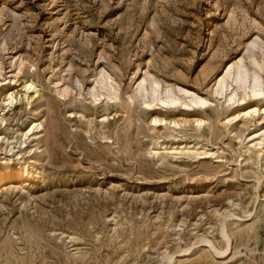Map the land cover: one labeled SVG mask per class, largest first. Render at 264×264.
<instances>
[{
  "label": "rangeland",
  "instance_id": "obj_1",
  "mask_svg": "<svg viewBox=\"0 0 264 264\" xmlns=\"http://www.w3.org/2000/svg\"><path fill=\"white\" fill-rule=\"evenodd\" d=\"M238 67L264 85V0H0V264H264Z\"/></svg>",
  "mask_w": 264,
  "mask_h": 264
},
{
  "label": "bare ground",
  "instance_id": "obj_2",
  "mask_svg": "<svg viewBox=\"0 0 264 264\" xmlns=\"http://www.w3.org/2000/svg\"><path fill=\"white\" fill-rule=\"evenodd\" d=\"M233 70H234V67H232V66H230L228 68L227 73H229V76L232 74V71ZM234 75H233L234 76V81L237 84L239 83V84H242L243 85L242 88L244 90V95H243V98L241 99L242 102L246 101L248 98H257V97H260V96H264V85L261 82L260 78L256 74L253 75L252 83L249 86H248V73H246V71L243 70L241 67H238L237 68V71H235ZM226 87L227 86H226V80H225V78L220 79V81L218 82V88H220L224 92V90L226 89ZM28 89L29 90H34L35 92H37L35 85H33L32 83H29L28 84ZM226 91H227V89H226ZM153 93L155 94L153 96V98H152L154 103L155 102H160V103H162V105H168V106H171L172 104H176L177 103V99L174 98L173 95L170 96V95H167L168 94L167 93L165 97H160L161 95H158L156 93V91H154ZM224 93H223V95H224ZM237 96L238 95L236 94V92H233V93H231V96L229 97V99L231 101H234ZM6 101H8V104L9 105H11V104L14 103L15 99H14L13 95H10L9 98H8V100H6ZM178 101H179V98H178ZM191 103L192 104H196V105L199 106V104L200 105H204L206 103V101L201 100V99H198V100L192 101ZM155 105H156V103H155ZM256 113H257V109L255 108L254 110L253 109L252 110L250 109V111H244L243 114L239 113L238 116L241 115L243 117H250L251 115L256 114ZM163 121L164 120H162V122ZM154 122L155 123H158V120L156 119ZM24 173H26L28 176L30 175L29 170L26 168L25 171H23L22 169H18L13 174V176L18 177V176H20L21 174H24ZM7 176L8 175H7V172L5 170H0V181L3 180L4 178H6Z\"/></svg>",
  "mask_w": 264,
  "mask_h": 264
}]
</instances>
